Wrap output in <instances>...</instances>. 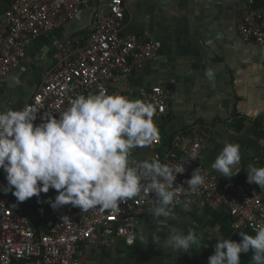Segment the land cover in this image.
Returning a JSON list of instances; mask_svg holds the SVG:
<instances>
[{
	"label": "crops",
	"instance_id": "1",
	"mask_svg": "<svg viewBox=\"0 0 264 264\" xmlns=\"http://www.w3.org/2000/svg\"><path fill=\"white\" fill-rule=\"evenodd\" d=\"M264 2V0H262ZM257 0H126L127 21L124 32L160 41L159 59L135 71L121 86L133 93L136 100L142 88L161 86L169 96L168 113L154 121L162 136L176 133L179 146L185 151L192 139L205 134L203 161L220 175L212 164L228 143L241 145V172L231 178L249 183L247 168L264 167V135L257 134V122L264 131V44L245 40L238 23L245 10L264 7ZM97 10L108 11V0H93L78 19L69 20L55 30L42 33L27 46L21 64L0 81V110L22 108L43 84L55 66L58 42H85L95 30ZM215 70L214 80L205 75ZM189 132V133H188ZM188 133V134H187ZM159 151L168 150L164 143ZM130 159L154 160L150 146L135 148ZM264 194V188L249 183ZM10 193L11 204L29 215L35 224L42 225L53 209L46 201L57 192L49 189L40 197L17 201ZM178 223L185 234L190 228L203 236L201 248L189 252L173 251L152 244L156 233L164 240L167 229L157 232L150 210L144 211L137 225L147 239L144 243L128 245L124 239L100 248L83 249L86 264H208L220 239L240 241L239 233L255 235L247 228L236 229L226 208L213 210L200 201L191 202L190 210L183 204L175 209ZM138 236V232L136 234ZM252 253L242 254L241 264H252Z\"/></svg>",
	"mask_w": 264,
	"mask_h": 264
},
{
	"label": "built area",
	"instance_id": "2",
	"mask_svg": "<svg viewBox=\"0 0 264 264\" xmlns=\"http://www.w3.org/2000/svg\"><path fill=\"white\" fill-rule=\"evenodd\" d=\"M125 1L108 0V11H96L95 30L84 43L80 40L58 42L55 66L22 107L37 109L36 124L45 115L58 116L79 95L96 94L101 89L134 99L133 93L121 86L122 82L157 61L162 44L124 32ZM91 3L92 0H13L0 13V81L21 64L33 40L69 20L78 19ZM238 28L245 40L264 44V7L245 10ZM136 99L153 105L154 121L162 120L168 113L169 96L161 86L142 88ZM157 129L156 138L143 147L153 148L156 159L162 163L173 167L184 165L185 171L177 174L176 179L175 187L181 189L178 197L181 203L177 206L189 199L200 201L213 210L226 208L236 229L255 231L264 227V194L249 183L224 180L206 166L203 161L205 134L196 135L181 155L176 149L166 150L167 153L158 150L163 140L159 126ZM193 155L198 157L191 159ZM197 168L205 177V184L195 194H188L186 181ZM6 186V173L0 169V264H86L85 247H108L119 239L127 243L128 235L136 236L144 211L156 203L151 195L142 192L109 210L96 208L82 212L79 207L68 204L53 212L38 231L39 225L11 204V192L3 190Z\"/></svg>",
	"mask_w": 264,
	"mask_h": 264
},
{
	"label": "clouds",
	"instance_id": "3",
	"mask_svg": "<svg viewBox=\"0 0 264 264\" xmlns=\"http://www.w3.org/2000/svg\"><path fill=\"white\" fill-rule=\"evenodd\" d=\"M205 75L214 80L215 70L209 68ZM37 114L32 106L0 110V169L6 173V193L12 192L17 201L24 202L54 189L57 195L46 201L53 209L71 204L87 212L115 209L143 192L156 202L150 214L157 232L165 228L168 231L164 240L153 233L152 244L178 252L201 248L203 236L195 229L185 234L168 223L177 218L181 189L175 185L177 174L185 171L184 165L130 159L133 149L145 146L158 135L151 103L101 89L96 94L79 95L58 116L45 115L39 124L35 123ZM241 160V145L228 143L212 168L231 178L241 172ZM247 180L264 188V167L250 164ZM186 183L188 194H195L205 184V177L197 168ZM190 204V199L183 201L184 210H190ZM239 234L240 241L220 239L208 264H241L242 254L249 252L252 264H264V227L255 229V235ZM137 239L140 243L146 241L142 229L138 236L128 235L127 244L133 245Z\"/></svg>",
	"mask_w": 264,
	"mask_h": 264
},
{
	"label": "trees",
	"instance_id": "4",
	"mask_svg": "<svg viewBox=\"0 0 264 264\" xmlns=\"http://www.w3.org/2000/svg\"><path fill=\"white\" fill-rule=\"evenodd\" d=\"M12 1L13 0H0V13L3 12L5 9H7V7L10 6ZM262 3H264L262 0H257V2H256L257 5H261ZM126 21H127V15H126ZM257 127H258L257 128L258 129L257 134L264 135V131L261 130L262 124L260 123V121L257 122ZM163 136H164V143H165V145L168 146V148H167L168 152L173 150V149H176L179 153H181V155L185 154V151H182L180 149V146H179L180 142L176 139V133L175 132L171 135L168 134V132H167ZM165 153H167L166 150H165ZM41 227H43V225L40 224V226H38V231L40 230Z\"/></svg>",
	"mask_w": 264,
	"mask_h": 264
},
{
	"label": "rangeland",
	"instance_id": "5",
	"mask_svg": "<svg viewBox=\"0 0 264 264\" xmlns=\"http://www.w3.org/2000/svg\"><path fill=\"white\" fill-rule=\"evenodd\" d=\"M52 213L49 215V217L47 218V220L51 217ZM46 220V221H47ZM176 227L180 228V226L178 225V223L175 224ZM137 232H138V227H137ZM84 259V258H83Z\"/></svg>",
	"mask_w": 264,
	"mask_h": 264
},
{
	"label": "flooded vegetation",
	"instance_id": "6",
	"mask_svg": "<svg viewBox=\"0 0 264 264\" xmlns=\"http://www.w3.org/2000/svg\"><path fill=\"white\" fill-rule=\"evenodd\" d=\"M12 195V194H11Z\"/></svg>",
	"mask_w": 264,
	"mask_h": 264
}]
</instances>
